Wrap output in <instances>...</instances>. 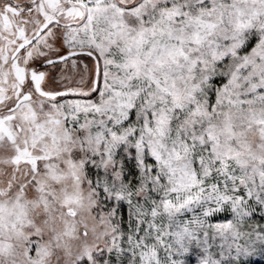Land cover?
Wrapping results in <instances>:
<instances>
[{
	"label": "snow or ice",
	"instance_id": "snow-or-ice-1",
	"mask_svg": "<svg viewBox=\"0 0 264 264\" xmlns=\"http://www.w3.org/2000/svg\"><path fill=\"white\" fill-rule=\"evenodd\" d=\"M257 255L264 0H0V264Z\"/></svg>",
	"mask_w": 264,
	"mask_h": 264
},
{
	"label": "rangeland",
	"instance_id": "rangeland-1",
	"mask_svg": "<svg viewBox=\"0 0 264 264\" xmlns=\"http://www.w3.org/2000/svg\"><path fill=\"white\" fill-rule=\"evenodd\" d=\"M85 63H87V60L85 59V61H84ZM81 67H83V64H81ZM72 73L71 72H69V75H71ZM260 261H264V258H262V257H260V256H254V257H252V264L253 263H256V262H260Z\"/></svg>",
	"mask_w": 264,
	"mask_h": 264
},
{
	"label": "trees",
	"instance_id": "trees-1",
	"mask_svg": "<svg viewBox=\"0 0 264 264\" xmlns=\"http://www.w3.org/2000/svg\"><path fill=\"white\" fill-rule=\"evenodd\" d=\"M253 264H264V261L256 262V263H253Z\"/></svg>",
	"mask_w": 264,
	"mask_h": 264
}]
</instances>
